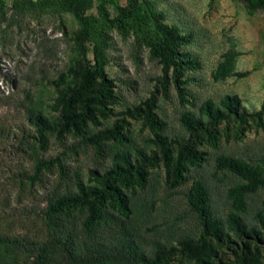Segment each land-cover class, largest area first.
I'll return each mask as SVG.
<instances>
[{"label": "rangeland", "instance_id": "374dc122", "mask_svg": "<svg viewBox=\"0 0 264 264\" xmlns=\"http://www.w3.org/2000/svg\"><path fill=\"white\" fill-rule=\"evenodd\" d=\"M125 1L93 0L83 42L59 0H3L0 264H264V11L139 0L153 48L116 27ZM94 248L130 253L66 255Z\"/></svg>", "mask_w": 264, "mask_h": 264}, {"label": "trees", "instance_id": "16d2710c", "mask_svg": "<svg viewBox=\"0 0 264 264\" xmlns=\"http://www.w3.org/2000/svg\"><path fill=\"white\" fill-rule=\"evenodd\" d=\"M241 2L246 12L251 15L257 10L264 11V0H237ZM42 6L50 5L53 0H38ZM66 9L71 12L83 25L81 31V39L84 41L93 39V25L90 21V17L86 14V11L93 6V0H59ZM3 5V0H0V8ZM116 27L121 31L131 30L134 34L135 40L138 43H144L151 47L159 46L164 40V32L157 26L155 17L150 13V9L146 2L139 0H126L124 4L118 7V15L115 21ZM98 49L95 48L93 55L94 71L99 77L103 90L101 94L107 95L110 87V80L107 78L103 67L102 60L99 56ZM169 63L165 62V67H168ZM264 113V103L261 105L258 112L255 115H261ZM225 118L224 114L218 113L213 115L215 121H220ZM36 172L35 179L39 182L43 179V171L45 170L46 178L50 177L49 174H55V171L59 174L64 173L65 167L60 161L54 165L53 160L44 161ZM44 169V170H43ZM112 193L115 197L119 198L118 190L112 189ZM65 198L60 197L58 202H64ZM45 246V244H43ZM124 245H122L123 247ZM129 250H114L105 248H94L89 251L88 255L84 258L81 256H74L73 252L66 250L68 259L73 261H80L82 263H102L112 260H118L119 258H125L129 255Z\"/></svg>", "mask_w": 264, "mask_h": 264}]
</instances>
